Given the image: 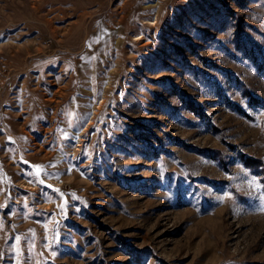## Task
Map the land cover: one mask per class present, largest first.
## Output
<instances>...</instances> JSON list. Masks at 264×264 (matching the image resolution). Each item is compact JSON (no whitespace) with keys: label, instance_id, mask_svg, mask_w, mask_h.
<instances>
[{"label":"rangeland","instance_id":"obj_1","mask_svg":"<svg viewBox=\"0 0 264 264\" xmlns=\"http://www.w3.org/2000/svg\"><path fill=\"white\" fill-rule=\"evenodd\" d=\"M0 264H264V0H0Z\"/></svg>","mask_w":264,"mask_h":264},{"label":"snow or ice","instance_id":"obj_2","mask_svg":"<svg viewBox=\"0 0 264 264\" xmlns=\"http://www.w3.org/2000/svg\"><path fill=\"white\" fill-rule=\"evenodd\" d=\"M38 169H39V166H36ZM41 183H42V181H41Z\"/></svg>","mask_w":264,"mask_h":264}]
</instances>
